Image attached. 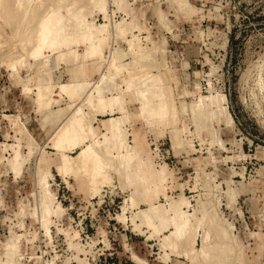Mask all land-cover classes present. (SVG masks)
I'll use <instances>...</instances> for the list:
<instances>
[{
  "label": "rangeland",
  "instance_id": "374dc122",
  "mask_svg": "<svg viewBox=\"0 0 264 264\" xmlns=\"http://www.w3.org/2000/svg\"><path fill=\"white\" fill-rule=\"evenodd\" d=\"M98 1L34 0L26 19L23 3L0 0V262L264 264V0H103L104 11ZM53 9H60L61 30L71 44L34 59L28 53ZM103 25L106 30L97 31L102 39L96 36L93 43L100 50L84 60L83 34ZM20 60L23 65L14 70L11 65ZM74 83L79 87L72 97L61 91ZM97 83L106 99L120 96L122 102L104 109L95 96V108L90 106L87 98ZM39 87L50 95L42 104ZM142 89H148L153 108L161 93L167 100L163 127L160 117L157 122L148 114V119L136 116ZM64 95L69 102L55 108ZM217 95L226 97L230 117L212 101ZM77 108L88 116L90 138L65 151L71 159L86 144L112 137L115 130L107 122L122 119L128 148H113L110 141L113 152L107 157L121 163L128 152L129 171L143 174L141 199L133 208L125 206L135 187L122 184L115 168L108 172L110 180L96 182L90 173L59 169L63 150L51 139ZM16 151L22 165L14 167ZM43 177L56 211L46 222ZM182 198L189 205L181 208ZM149 199L162 217L174 216L167 213L174 207L194 219L187 241L176 250L162 243L173 228L154 235L140 214ZM207 231L205 244L217 256L212 262L201 255Z\"/></svg>",
  "mask_w": 264,
  "mask_h": 264
},
{
  "label": "bare ground",
  "instance_id": "6f19581e",
  "mask_svg": "<svg viewBox=\"0 0 264 264\" xmlns=\"http://www.w3.org/2000/svg\"><path fill=\"white\" fill-rule=\"evenodd\" d=\"M33 1L34 0H13V3L14 2L16 4L23 3L24 9H23L22 6H20L22 8L19 7L18 9H20V10L23 9L24 10L23 11L24 13L22 15H24V17L26 18L28 13H29V11L31 10L30 9V5L32 4ZM1 2H3V1H1ZM98 4L102 7V10L104 11L105 7H104L103 0H99ZM11 10H12V8H11ZM59 10L58 11H54V9H53V12L52 13L50 12L48 14V16L44 19V21L42 23V26H41V28L38 31V34H37V37H36V40H35L36 42H35V44L33 43L35 46L31 50V52L28 53V54H30V56H32V58L33 57H34V59L37 58V57L39 58L40 56H43L46 52L50 54L54 50H57V49H59V48H61L63 46H67V45L71 44L70 36L67 35L65 32H64L65 33L64 34L62 32V30H61V29H63L62 25L64 23V19L61 16V14L59 13ZM69 12H70L71 16L74 19H76L80 24H85V21H82L80 18H78V16H80L78 11L71 9V10H69ZM12 15H13V13H12ZM17 20H18V18H17ZM76 20H74V21H76ZM105 28H106V25H103V26H101L99 28H97V27H89L88 28L89 30H87V32H85V34H83V40L87 44L86 45L87 47H86V49H85V51L83 53L84 60L94 56V54L100 50V49L98 50L97 47H94L93 43H94V40H95L96 36H97V40L96 41H99L100 39H102V38H100L101 36H99V34L97 35V31H101L102 32V29H105ZM73 52H74V50L69 49L66 54L72 56ZM59 56L60 57H64V54H61ZM15 62H18V61H15ZM23 63H24V60H20L18 63H15V64L11 63L12 64L11 67H13L14 70H18L17 65H23ZM83 67L84 66H82L81 68H83ZM102 77H101V80H102ZM76 83L70 84V85H62L61 91L67 93L70 97H72L73 93L75 92L74 89H76V87H79V86H77ZM83 84H81V85H83ZM97 84L98 85L95 86L94 89H92L93 91H91V93H89V96L87 98V102H88V104L90 106L95 108L94 107L95 103H96V102H94V97L95 96H97V98H98V105L100 107L104 108V109H107L109 107L115 106L119 101H121L120 100V96H118V97L114 96V98L111 99V100L109 99L110 97L108 99H106V97L103 95L104 94V88L99 83H97ZM86 86H88V85H86ZM26 89L28 90L29 88H26ZM161 89H163V88H161ZM147 91H148V89H142V90L139 91V94L142 97V102H141L142 106H141L140 113H138L136 116H141V117L144 116V117H146V114H148L152 118L156 117L155 119H156L157 122L158 121L160 122V120L157 119V117L158 118L160 117V119H163V121L161 120L162 123L159 124L161 126L163 124V122L166 121L167 118H169V117H167L169 112H170L168 104H167L168 102L166 103L165 101H167V100H165V101L163 100L164 96H162L161 95L162 93H161L159 95L162 98V101L160 100L161 103L159 101L160 105H158V108H153L151 106V102L148 100V97L146 95ZM158 91H160V89ZM158 94H159V92H158ZM158 94H157V96H158ZM37 96H38L37 97L38 104H42L46 99H49L47 97H49L50 95L48 96V92H47V90H45V88L43 89V88L39 87ZM161 98L159 97V99H161ZM134 99H136V97H134ZM226 100L227 99H226V97L224 95H217V96L213 97L212 101H216V103L219 102L220 103V110L219 111L221 113L223 112L222 114H225L226 116H229L228 107L225 106ZM128 101H130V100H127V102ZM121 102H119V103H121ZM43 105H45V104H43ZM70 107H71V105H70ZM70 107H67V108L70 109ZM66 109L64 111H66ZM81 111H82L81 108H77V110L72 115L68 116L66 118V120H64L63 123H61V125L58 127L57 132L55 133V135L53 134L52 139L50 138L51 142L53 143L54 146H56L58 148H61L63 150V152L60 154L62 156V159H63V165L59 169L60 170H66V171L68 170V171L76 172L77 175H81L82 173H86L88 175L90 173L93 182H96L98 180H100V181H108V180H110V176H109L108 172L110 171V169L115 168L117 170V173L119 174L121 180L122 181L124 180L123 181L124 183H122V184H124L125 186L129 184V185H131V187H135V190L132 192L130 197L126 200V206H125V208H128L129 206L133 208L134 206H136L138 204L139 200L141 199V192L139 191V187H141L140 185H141L142 180L144 178L143 174L139 170H136L135 172L129 171V166H130L131 161H132V156L130 157L128 152L126 154L121 155V157H122L121 163L119 161L120 158L118 157L119 158L118 159L117 156H116V158H115V156L114 157H107V154L111 153V151H112V149H111L112 146L111 147L108 146V143L110 141H111V143H113V148H114V144H115V147H117L119 149H124L125 150V149L128 148L127 145H126V142H125L124 133L122 132V129H121L122 123H123L122 119H112L111 121L109 120L110 122L109 121L107 122V124L109 123L108 126L111 125L110 129L114 128L115 131L113 132V134L110 132L112 137H108L105 134V139H104V141H101L102 143L99 142L98 140L97 141L94 140V142L86 144L85 147L79 153V155L76 158L73 157V159H71L65 153V151L68 150V149L75 148V147H77V146H79L80 144H83V143H87L88 139L90 138L89 137L90 134L88 133V131L86 129L87 126H88V123H87L88 116L86 117V115L82 114ZM92 111H94V109ZM63 113H65V112H63ZM55 114H53V115H55ZM56 115L58 116V114H56ZM59 116H60V114H59ZM8 117L13 121L14 116L13 117L12 116H8ZM128 117H130V116H128ZM58 118H57V120L59 122L60 118L59 119ZM89 120H91L90 122H92V119H89ZM17 121L15 120L13 122H15V124H16ZM55 121L56 120H54V122ZM229 121H230V119L228 120V124H229ZM58 122H57V124H58ZM164 123H166V122H164ZM21 125L24 126V124H21ZM163 126H161V127H163ZM20 131H22V130H20ZM90 131H91V129H90ZM92 131H93V129H92ZM20 155L21 154L19 153V151H16L15 158H13L12 166L15 167V166H21L22 165V163H21V161L19 159ZM42 156H44V155H42ZM109 156H111V154ZM116 159H118V161H119V164L117 166H116L117 163H115ZM42 160H43V162H45L44 164L48 163V166H49V161L46 158H42ZM70 164H71V166H69ZM119 165L125 167L127 171L125 172L123 167H122L123 170H122V168L120 169ZM41 182H42V188H43V193H44L43 194V196H44L43 197V199H44V204H43L44 205V210H43V215L42 216H43V221L46 222L47 216L51 212H56L52 208V205H54V202H55L54 200L55 199H54V196H53L52 192L49 189V184L46 181V177H43ZM127 182H128V184H126ZM149 202H150L149 207L147 209H145V210L140 211V214L144 217V220L150 226H152L154 228V233H153L154 235L160 234L161 231H163L165 229L173 228V230L171 231L170 235L165 236L163 238V240H162L163 242L162 243H163V245L165 247H168V248L170 247V248L176 250L178 247L181 246V244H184V242L187 241L186 238H187V235H188L187 234L188 233V228H189V225L192 224L191 223L192 220H194V219H192L190 217L192 219L191 220L188 217L187 213L183 212L181 210V208H182L181 206L183 204H188L189 205V200L186 199V198H182L181 199V201H180L181 205L179 206V207H181L180 210H177V208H174V207H171L170 209H168L167 213H169V212H174L175 213L174 216H171L170 218L162 217L161 216V211H160V206L157 205L156 203H154L150 199H149ZM58 210L62 211V209H58ZM206 213H207V211H206ZM124 215H125V213H123V215H121V218L126 219V217ZM209 215L211 216V214H207L208 217H209ZM207 216L206 215L202 216V218L199 220V222L200 221L201 222L199 224L197 223L200 227L203 226L204 221L206 222ZM156 220L159 221V225H157V223H155ZM212 221H213V219H212ZM213 223H215V222L213 221ZM208 236H209V234H208V231H207V234L203 235V246L201 248V255L203 256L204 259L209 260L208 262H210V261L212 262L211 258L217 259V256H214L213 252L210 251L211 249H209L208 246L205 244V240H207ZM214 251H216V250L214 249ZM6 254L5 255L8 257L6 259H9L10 258L9 257L10 256V250H8V252ZM167 256H168V254L167 255L165 254V256H163V257L167 258ZM3 263H5V262H3ZM11 263H12V261H11ZM0 264H2V263L0 262ZM6 264H10V261L8 260Z\"/></svg>",
  "mask_w": 264,
  "mask_h": 264
},
{
  "label": "crops",
  "instance_id": "0c3cea01",
  "mask_svg": "<svg viewBox=\"0 0 264 264\" xmlns=\"http://www.w3.org/2000/svg\"><path fill=\"white\" fill-rule=\"evenodd\" d=\"M62 99H64L66 102L64 103V105H62L61 104V101H62ZM61 99V101L58 103V104H55V108H58V106H65L66 105V103H68L69 102V99H68V97L66 96V95H64V98H62ZM44 124H45V121H44ZM41 129H42V127H41ZM50 133H51V130H50Z\"/></svg>",
  "mask_w": 264,
  "mask_h": 264
}]
</instances>
